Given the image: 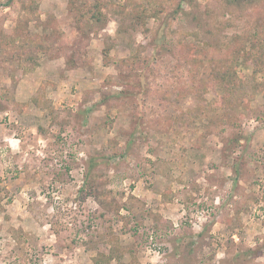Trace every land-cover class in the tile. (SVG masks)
<instances>
[{
    "label": "rangeland",
    "instance_id": "374dc122",
    "mask_svg": "<svg viewBox=\"0 0 264 264\" xmlns=\"http://www.w3.org/2000/svg\"><path fill=\"white\" fill-rule=\"evenodd\" d=\"M0 264H264V0H0Z\"/></svg>",
    "mask_w": 264,
    "mask_h": 264
},
{
    "label": "trees",
    "instance_id": "16d2710c",
    "mask_svg": "<svg viewBox=\"0 0 264 264\" xmlns=\"http://www.w3.org/2000/svg\"><path fill=\"white\" fill-rule=\"evenodd\" d=\"M98 263V262H97Z\"/></svg>",
    "mask_w": 264,
    "mask_h": 264
}]
</instances>
